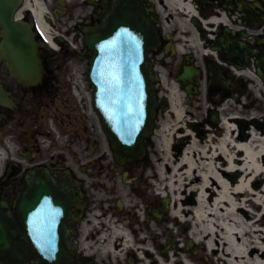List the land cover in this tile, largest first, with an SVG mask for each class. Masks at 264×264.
I'll list each match as a JSON object with an SVG mask.
<instances>
[{
	"label": "flooded vegetation",
	"instance_id": "1",
	"mask_svg": "<svg viewBox=\"0 0 264 264\" xmlns=\"http://www.w3.org/2000/svg\"><path fill=\"white\" fill-rule=\"evenodd\" d=\"M26 1L20 0V12L22 19L34 29L30 11L22 8ZM42 1L47 11L43 21L50 26L54 40L59 43L60 55L65 54L69 45L62 37L71 39L76 45L82 36L81 27L95 24L103 10L101 0ZM148 1L153 0H146V4ZM197 2L198 16L203 19L226 5L216 0ZM260 2L264 8V0ZM249 15L252 19H264V13L250 12ZM155 17L157 19L156 13ZM252 19H249L250 25L256 23V19ZM157 22L159 45L156 51L149 53V60L155 68L157 65L174 66L173 60L168 61L166 56L173 57L175 54L176 45L179 44L178 32L172 26L171 31H163ZM188 24L187 29L192 27L197 31L190 22ZM263 25L257 24L248 30ZM207 29L214 35L222 31L220 26L213 25ZM251 31L242 37V33L235 29L233 37L243 39L250 51L256 50L255 56L247 58L253 72L256 59L264 54V29L261 33ZM201 34L205 36L207 31ZM34 36L38 41L43 69L39 82L26 84L19 81L9 74L4 62L0 61V89L13 106L0 105V210L9 214V221L5 224L9 238L25 248V251L0 252V261L7 259L9 264H33L32 260L42 258L34 251L18 210L24 200H31L33 192V188L27 187L25 172L35 170L34 178L43 179L44 173L41 172L46 169L58 186L57 189L50 188V192L68 205L69 210L62 219L66 234L58 239L59 242L65 241L63 252L66 254L56 264H153L154 253L161 254L162 251L153 231L159 237L157 225L166 212H161L160 218L156 219L155 214L162 203L153 188L157 180L152 161L155 149L150 151L148 161V138L144 142L145 153L141 158L118 162L100 126L88 123L87 115L70 114L71 110L77 112L78 106L82 105L69 97L66 93V90L70 91L68 84L57 74L56 57L59 53L47 50L39 42L35 30ZM187 36L192 38V32H188ZM198 36L196 33L194 41H201V44L207 42V48L211 49L212 42L206 38L200 40ZM191 52V48H188L179 56L181 58L173 78L184 63L195 64L200 66V80L206 85L213 77V70L219 71L225 80H230L232 92L238 90L236 79L239 78L228 64L219 66L214 58L204 56L197 63ZM65 56L69 57L68 54ZM73 57L75 60L88 59V51L85 48L79 52L73 51ZM217 59L221 61L222 58L219 55ZM167 77L170 79L171 75L167 74ZM261 82L264 85V77ZM229 91H225L226 95H229ZM46 184L51 187L50 183ZM125 233L130 238L128 248L124 246ZM161 256L163 261L167 259L166 252Z\"/></svg>",
	"mask_w": 264,
	"mask_h": 264
},
{
	"label": "water",
	"instance_id": "2",
	"mask_svg": "<svg viewBox=\"0 0 264 264\" xmlns=\"http://www.w3.org/2000/svg\"><path fill=\"white\" fill-rule=\"evenodd\" d=\"M103 2L106 8L99 22L82 28L83 42L91 51L87 73L88 80L94 86L91 105L116 158L129 160L143 152L142 138L148 136L152 128L156 108L153 82L157 76L150 70L147 53L155 49L158 36L153 27L152 6L143 7L142 0ZM18 4L19 0H0V59L5 61L12 76L25 83H34L42 73L40 58L31 28L26 22L13 17ZM235 6L242 11L258 8L259 4L236 3ZM192 22L196 23V20L192 19ZM230 44L229 40L218 38L215 49L229 54ZM239 47L244 57L246 47L241 43ZM263 64L264 57L256 61L257 74L261 77L260 65ZM195 74H198L197 70L183 66L176 77L188 93V98L196 93V82H191ZM113 75L115 80L112 79ZM0 103L8 105L2 93ZM165 108L162 105V109ZM32 175L33 172L26 175L28 183ZM39 185L41 182L34 181L38 189L33 199L19 208L23 227L32 240L34 250L43 256L35 264H41L42 260L58 262L64 243L57 239L63 235L64 226L60 220L65 216L66 206L53 199ZM5 216L0 213V217ZM18 246L10 242L7 231L0 225V251L16 252Z\"/></svg>",
	"mask_w": 264,
	"mask_h": 264
},
{
	"label": "bare ground",
	"instance_id": "3",
	"mask_svg": "<svg viewBox=\"0 0 264 264\" xmlns=\"http://www.w3.org/2000/svg\"><path fill=\"white\" fill-rule=\"evenodd\" d=\"M190 1L153 0L162 17H165L166 10L189 17L197 15ZM22 8L31 11L44 39L56 49L51 28L43 22V15L47 13L43 1L27 0ZM184 21L181 18H172L170 22L166 18L162 26L164 29L175 26L178 32V52L181 53L188 48L198 47L194 43L196 31L192 27L190 30L185 29ZM219 22L226 23V18L212 16L203 21L205 25ZM188 32H192V38L187 36ZM235 72L251 74L248 70ZM252 76L256 78L254 74ZM160 79L165 93L163 97L169 102L168 111L177 121L181 120L184 117V93L174 81L168 80L163 70H160ZM235 118L238 119V116H221V137L213 136L209 140L205 139L202 144H199L203 140L198 138V133L196 136L192 130L187 131L191 139L177 162L170 156L171 138L165 133L169 126L163 124L159 131L162 135L161 150L165 157L162 163L158 162V154L156 150L153 151L152 161L157 177L153 188L169 198L168 216L177 223L189 224L187 239L192 246L197 243L204 248L207 261L214 257L215 264H264V224L258 217L259 211L264 213V131L257 132L252 127L246 137L231 121ZM205 129L209 130L210 127ZM214 141L216 142L213 143ZM180 169L183 171L180 172ZM222 170L236 172L238 177L240 173L242 175L230 181L221 174ZM210 192L213 195L211 200L208 199ZM184 193L195 194L192 204L185 201L182 196ZM129 244V235L125 233L124 246L127 248ZM141 258L143 259L142 256ZM177 258L182 264H193L181 245L174 247L171 258L164 263L156 255L153 264H174L173 260Z\"/></svg>",
	"mask_w": 264,
	"mask_h": 264
},
{
	"label": "rangeland",
	"instance_id": "4",
	"mask_svg": "<svg viewBox=\"0 0 264 264\" xmlns=\"http://www.w3.org/2000/svg\"><path fill=\"white\" fill-rule=\"evenodd\" d=\"M167 15V19L171 21V18H181L185 19L184 21V26L187 29L188 28V20L186 21L187 17L186 16H181L174 14L171 11L166 10L165 13ZM171 16H170V15ZM158 17V15H157ZM162 20L165 21V18H162ZM161 21V20H160ZM161 23V22H160ZM175 27V26H172ZM169 30V29H168ZM171 31V29H170ZM67 37V36H66ZM199 37V36H198ZM80 43V38L79 41ZM195 42V41H194ZM197 42V41H196ZM195 42V44H196ZM198 43V42H197ZM204 44L200 45L198 48H193V54L196 55L198 62H200L201 57V46L204 51H207V42H203ZM42 45L52 52L49 48L46 47L44 43ZM71 49H67L65 54L71 55L72 52L70 51ZM209 50V49H208ZM53 53V52H52ZM58 55L56 57L57 59V64H58V75L60 76L61 80L66 82L67 81V76L68 79L70 78L69 75H72V71L74 67V62H76L77 66V71L78 74L80 73L82 78L81 80H84L85 78V73L88 69V61L82 60L81 62L75 61L74 57H68L64 55ZM198 55V56H197ZM171 56H166L167 60H173L174 66H168V67H162L164 70L165 74H170L172 80L177 63L179 62L180 58L177 53ZM195 57V58H196ZM174 58V59H173ZM239 79L237 80V84L239 85L237 87V91L233 94L234 97H226L225 99H220L219 94H216L212 92L209 88L205 87L199 90L198 96H196L193 100H190L189 102L183 103L184 107V117L181 120H176L171 112L167 111H159L156 115L155 118V130L153 131V134L151 135L152 137L149 138V141L147 142V159L149 161V154L150 151L153 149L156 150V153L158 154V162L162 163V160L164 159V153L161 150V133H160V128L163 124H168L169 130L165 131L167 133V137L171 138V143L172 145L169 146L170 150V156L173 159H176L175 162H177L179 158V154L183 153V150L185 147L188 145L189 140L191 139L190 136L187 135V131L192 130L194 134L197 136V128L201 130L202 135H199L198 133V138H201L203 141L199 144H202L205 139L209 140L211 137L215 136L216 138H220L221 135L223 134V130L221 127H219V123L214 129H204L205 127L209 126L208 123L206 122V117H207V111L209 109H214L218 111L219 116H224V117H230L232 115H237L238 119H233L234 124L237 125L238 130L240 132H244L246 137L249 135V131L252 127L257 130V132H263L264 131V94L261 92H264V86L254 80V78L249 77V76H244V77H238ZM84 82V81H83ZM161 84H157V91L159 92V95L164 92L163 89L160 87ZM68 89H69V84H68ZM92 91L91 86L88 85V92L90 93ZM212 92V93H211ZM217 92V91H216ZM66 93L71 97V99L75 102L72 94L70 91L66 90ZM162 97V96H161ZM235 98V99H233ZM82 106H78L77 112L74 110L70 111L71 115H80V116H88V123H97L96 118H93L91 114L88 113V103H82L80 102ZM226 103V104H225ZM255 118V119H254ZM85 122V121H84ZM83 122V123H84ZM189 123L192 124V127L189 126ZM194 126V127H193ZM196 128V129H195ZM218 131H220L218 133ZM235 135V132L233 133ZM214 141L213 143H215ZM181 145V150L179 154H177L175 151H173L172 146L173 145ZM211 144V142L209 143ZM102 147V145H101ZM181 156V155H180ZM169 166V165H168ZM180 172L183 171V169L179 170ZM171 172V171H170ZM221 174L224 175L225 178H227L230 181H234L232 179V175L237 174L236 172H226L224 170L220 171ZM242 175V173H240ZM240 175V176H241ZM239 176V177H240ZM237 176V179L239 178ZM161 185V183H160ZM163 187V186H162ZM187 193L182 194L183 197H185V201L187 203L191 204L193 203L195 194L192 195H186ZM159 199L165 196H158ZM213 195L210 192V197L208 199L211 200ZM249 212V211H248ZM258 213V212H257ZM258 217L261 218L262 223L264 224V213L263 211H259ZM172 226V227H170ZM158 232H159V237L156 236V233L153 231L156 239L158 240V246L162 247L163 243H166L170 237H174L177 241L172 245L173 247L181 245L183 249H185V253L190 256L192 259L193 264H215L214 262V257H210L209 261L205 259V254H204V248L200 247V244H193L192 247L187 249V236H186V229L183 228V222L177 223L174 221L172 218L168 216V213H164L163 217L160 219L159 224L157 225ZM174 251V250H173ZM172 251V253H173ZM156 252V251H155ZM154 253V252H153ZM155 254V253H154ZM137 255V254H136ZM156 255H158L156 253ZM154 257V255H153ZM177 257V256H176ZM154 258H152L153 261ZM174 264H180L179 258L173 260ZM221 264V263H220Z\"/></svg>",
	"mask_w": 264,
	"mask_h": 264
},
{
	"label": "snow or ice",
	"instance_id": "5",
	"mask_svg": "<svg viewBox=\"0 0 264 264\" xmlns=\"http://www.w3.org/2000/svg\"><path fill=\"white\" fill-rule=\"evenodd\" d=\"M112 79H113V80H115V79H116V77L113 75V76H112Z\"/></svg>",
	"mask_w": 264,
	"mask_h": 264
}]
</instances>
